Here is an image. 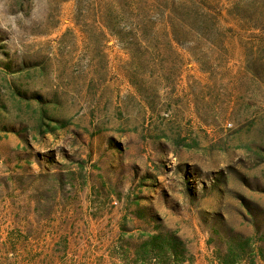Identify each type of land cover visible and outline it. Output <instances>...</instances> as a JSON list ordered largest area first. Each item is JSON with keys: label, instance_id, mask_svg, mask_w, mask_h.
Returning <instances> with one entry per match:
<instances>
[{"label": "rangeland", "instance_id": "rangeland-1", "mask_svg": "<svg viewBox=\"0 0 264 264\" xmlns=\"http://www.w3.org/2000/svg\"><path fill=\"white\" fill-rule=\"evenodd\" d=\"M167 234L264 264V0H0V264H167Z\"/></svg>", "mask_w": 264, "mask_h": 264}, {"label": "trees", "instance_id": "trees-1", "mask_svg": "<svg viewBox=\"0 0 264 264\" xmlns=\"http://www.w3.org/2000/svg\"><path fill=\"white\" fill-rule=\"evenodd\" d=\"M93 23L97 24L100 30L110 32V35L123 43L127 49L129 48L131 50L132 48H136V50H142L149 47L150 41L146 40V36L151 29L150 26H155L153 24L151 25L149 22L146 23L144 21H139L137 23H130L129 21H93ZM167 28L170 35L174 34L172 26L168 25ZM178 45L179 42L177 41V39L170 36L168 44L159 45L158 48L168 46L170 49H172L173 47ZM243 246V244L240 245L241 248ZM151 250L157 254V259L164 260L163 262L167 264L170 260L178 261L185 252L182 246V242L175 236L168 234L162 235L160 237H152L150 239V242L148 243L145 253L146 251L149 252ZM244 252L245 249L243 250V253ZM259 254L261 256V259L264 261V252L260 250ZM229 260L230 261L221 264H232V262L236 260V257L235 259L232 258Z\"/></svg>", "mask_w": 264, "mask_h": 264}]
</instances>
